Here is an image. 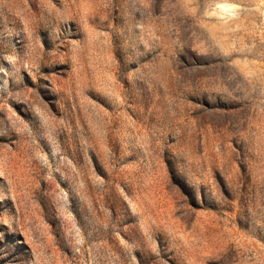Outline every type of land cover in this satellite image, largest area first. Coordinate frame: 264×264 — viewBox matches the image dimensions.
<instances>
[{"label": "rangeland", "instance_id": "374dc122", "mask_svg": "<svg viewBox=\"0 0 264 264\" xmlns=\"http://www.w3.org/2000/svg\"><path fill=\"white\" fill-rule=\"evenodd\" d=\"M0 264H264V0H0Z\"/></svg>", "mask_w": 264, "mask_h": 264}]
</instances>
